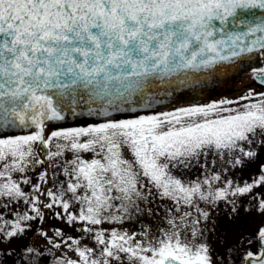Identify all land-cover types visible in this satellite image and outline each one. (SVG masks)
Returning <instances> with one entry per match:
<instances>
[{
  "label": "snow or ice",
  "instance_id": "snow-or-ice-1",
  "mask_svg": "<svg viewBox=\"0 0 264 264\" xmlns=\"http://www.w3.org/2000/svg\"><path fill=\"white\" fill-rule=\"evenodd\" d=\"M261 150L264 0H0V264H264Z\"/></svg>",
  "mask_w": 264,
  "mask_h": 264
},
{
  "label": "water",
  "instance_id": "water-1",
  "mask_svg": "<svg viewBox=\"0 0 264 264\" xmlns=\"http://www.w3.org/2000/svg\"><path fill=\"white\" fill-rule=\"evenodd\" d=\"M259 56L255 57L252 61H239L235 65H223L220 70L216 73L215 78L210 81L206 89L198 95L189 94L182 98L181 103L186 101L191 102H208L213 98L225 97L235 90V85L242 79L246 74L251 73V67H259ZM252 77V76H251ZM253 80V79H252ZM253 82L257 83L253 80ZM259 86V85H258ZM260 87V86H259ZM178 106V105H177ZM157 110H167L165 108L158 107ZM133 115L128 114H116L117 118H127V116ZM98 122V121H89ZM62 126H75L74 121H67Z\"/></svg>",
  "mask_w": 264,
  "mask_h": 264
},
{
  "label": "rangeland",
  "instance_id": "rangeland-1",
  "mask_svg": "<svg viewBox=\"0 0 264 264\" xmlns=\"http://www.w3.org/2000/svg\"><path fill=\"white\" fill-rule=\"evenodd\" d=\"M249 83H251V75L250 74L244 75L242 79L235 85L234 87L235 90L233 91V93L225 97L232 98V97L243 95L244 92L246 91V87L250 85ZM257 90H261V89H257ZM240 103H243V101H241ZM83 155L85 158H88V159H90L92 156V154L89 152H85ZM124 155L129 159L132 158L131 154L127 150H125ZM260 159L264 160V150H261L260 152ZM256 169H257V165L251 164L248 167H245L239 174L241 175V178H247ZM198 172H199V167L198 166L193 167L191 170L190 176L188 178L195 177L198 174ZM153 191L155 190L153 189ZM262 220H264V217H261L256 212L241 211V213L236 217L235 220L229 223H226L224 226L229 230V232L231 233V236L234 238L236 235H239L241 232H253L256 229V227L261 223ZM49 224L60 225L61 222L59 220L50 219ZM134 226L135 225H132L133 228ZM104 227L107 228L109 227V225L105 224ZM73 234L79 235V233H76V232H73ZM211 242L214 245L216 243L215 240H212Z\"/></svg>",
  "mask_w": 264,
  "mask_h": 264
},
{
  "label": "flooded vegetation",
  "instance_id": "flooded-vegetation-1",
  "mask_svg": "<svg viewBox=\"0 0 264 264\" xmlns=\"http://www.w3.org/2000/svg\"><path fill=\"white\" fill-rule=\"evenodd\" d=\"M249 84L250 85H248V86H251V87L256 88V89H260V87L258 86V83L253 82L252 77H251V83H249Z\"/></svg>",
  "mask_w": 264,
  "mask_h": 264
},
{
  "label": "trees",
  "instance_id": "trees-1",
  "mask_svg": "<svg viewBox=\"0 0 264 264\" xmlns=\"http://www.w3.org/2000/svg\"><path fill=\"white\" fill-rule=\"evenodd\" d=\"M133 229H135V226H134V228ZM39 242V241H38Z\"/></svg>",
  "mask_w": 264,
  "mask_h": 264
}]
</instances>
